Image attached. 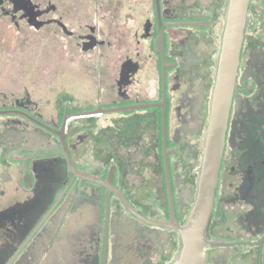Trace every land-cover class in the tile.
I'll return each instance as SVG.
<instances>
[{"label": "flooded vegetation", "instance_id": "af4514ba", "mask_svg": "<svg viewBox=\"0 0 264 264\" xmlns=\"http://www.w3.org/2000/svg\"><path fill=\"white\" fill-rule=\"evenodd\" d=\"M223 68L204 264H264V0H0V264H181Z\"/></svg>", "mask_w": 264, "mask_h": 264}, {"label": "water", "instance_id": "95a60500", "mask_svg": "<svg viewBox=\"0 0 264 264\" xmlns=\"http://www.w3.org/2000/svg\"><path fill=\"white\" fill-rule=\"evenodd\" d=\"M230 72L227 68H223L221 72V84L208 132L197 202L188 224L181 227L184 242L181 264H204L205 262L203 246L207 241L223 151V134L227 120L224 106L228 85L227 78L231 77Z\"/></svg>", "mask_w": 264, "mask_h": 264}, {"label": "rangeland", "instance_id": "374dc122", "mask_svg": "<svg viewBox=\"0 0 264 264\" xmlns=\"http://www.w3.org/2000/svg\"><path fill=\"white\" fill-rule=\"evenodd\" d=\"M4 36H5L4 37V42H5L4 45H6L5 49L7 52V56H10L12 51L14 50L15 45H16V39H15L16 34L14 32H8ZM82 56H86V55H82ZM84 59H85V57H83V60H82L83 62L87 61ZM74 65L75 64H73V63L68 64L67 69L63 71L64 77L66 79H71L74 77H83L84 79H88L90 77V76H88L89 70L86 71L88 73H84V70L82 71L80 68H78V67H76V65L75 66ZM87 65H89L88 62H87ZM71 67H73V69ZM7 70L8 69L4 70V71H6V74H7ZM80 83L83 86H78V88H80V87L83 88L80 92L83 94L82 96L84 97L85 95H89L91 92V86L89 85L88 81L84 80V81H81Z\"/></svg>", "mask_w": 264, "mask_h": 264}]
</instances>
